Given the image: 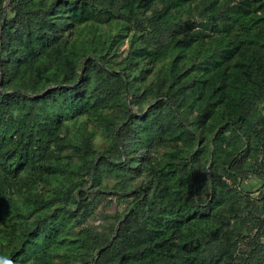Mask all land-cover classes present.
Masks as SVG:
<instances>
[{"label":"trees","instance_id":"trees-1","mask_svg":"<svg viewBox=\"0 0 264 264\" xmlns=\"http://www.w3.org/2000/svg\"><path fill=\"white\" fill-rule=\"evenodd\" d=\"M263 148L264 0H0V264H264Z\"/></svg>","mask_w":264,"mask_h":264},{"label":"rangeland","instance_id":"rangeland-1","mask_svg":"<svg viewBox=\"0 0 264 264\" xmlns=\"http://www.w3.org/2000/svg\"><path fill=\"white\" fill-rule=\"evenodd\" d=\"M197 11V10H196ZM195 11V12H196ZM197 13V12H196ZM125 48H127V45L126 46H123L122 47V49H125ZM161 66V65H160ZM101 133H99V135H100ZM97 142H98V145L99 146H102L103 145V142H105V140H104V138L103 137H100L98 140H97ZM103 147L104 146H102L100 149H103ZM98 148V149H99ZM51 181H54L55 182V180L53 179V180H51ZM259 182H258V180L257 179H255V180H253L252 181V183H251V187H253L254 188V190L256 191L257 189H258V191H260V189H261V186L258 184ZM90 194H92V196H93V194H94V191H90ZM15 198H16V200H17V207L20 205V206H22V203H23V198H21V197H19V196H15ZM108 198V197H107ZM132 200H133V198H130V199H124V201L121 203L120 202V204H118V200L115 198V196H113V197H110V198H108L107 200H106V198H104L103 199V202L104 203H102L100 206H99V208L97 209V216H98V218L97 219H91L90 220V224H92V225H94L95 227L94 228H97V229H105V225L107 224V218L105 217V213H112L115 209H118L119 211H122V210H124L125 208H127L129 205H130V203L132 202ZM15 209V208H14ZM14 209H12V210H14ZM121 209V210H120ZM16 212V211H15ZM98 212H100V214L98 213ZM103 212V213H102ZM16 216V215H15ZM72 223H74V220H71V224ZM103 225H104V227H103ZM79 227L80 226H75V227H73L75 230H78L79 229ZM3 243H4V241H3ZM54 246H56L57 248H58V251H57V253H56V256H59V255H63L64 254V251H66V250H68V248H69V242L68 241H66V242H63L62 244L61 243H58V242H55L54 244H53V248H54ZM52 249V248H51ZM54 260H57V258L56 257H54L53 258ZM67 260V258L64 256H62L60 259H58V262H61V263H64L65 261Z\"/></svg>","mask_w":264,"mask_h":264},{"label":"built area","instance_id":"built-area-1","mask_svg":"<svg viewBox=\"0 0 264 264\" xmlns=\"http://www.w3.org/2000/svg\"><path fill=\"white\" fill-rule=\"evenodd\" d=\"M258 158H259L260 162H264V148H263L262 152L258 154Z\"/></svg>","mask_w":264,"mask_h":264},{"label":"water","instance_id":"water-1","mask_svg":"<svg viewBox=\"0 0 264 264\" xmlns=\"http://www.w3.org/2000/svg\"><path fill=\"white\" fill-rule=\"evenodd\" d=\"M1 31H2V29H1Z\"/></svg>","mask_w":264,"mask_h":264}]
</instances>
